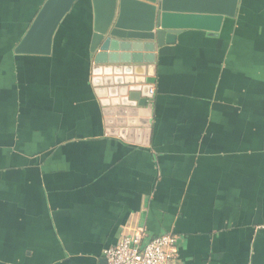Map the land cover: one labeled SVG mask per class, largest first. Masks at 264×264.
Instances as JSON below:
<instances>
[{
	"label": "crops",
	"instance_id": "1",
	"mask_svg": "<svg viewBox=\"0 0 264 264\" xmlns=\"http://www.w3.org/2000/svg\"><path fill=\"white\" fill-rule=\"evenodd\" d=\"M44 2L0 0V264H107L138 229L177 237L171 264H264V0L96 74L90 0L14 52ZM104 80L153 93L106 115Z\"/></svg>",
	"mask_w": 264,
	"mask_h": 264
},
{
	"label": "water",
	"instance_id": "2",
	"mask_svg": "<svg viewBox=\"0 0 264 264\" xmlns=\"http://www.w3.org/2000/svg\"><path fill=\"white\" fill-rule=\"evenodd\" d=\"M76 1L45 0L14 52L19 55H50L55 31ZM90 1L94 23L89 51L95 65L92 68L94 74L109 70L115 72L121 70L116 65L137 63L135 53L128 55L124 52H136V49L153 52L156 47L175 43L182 30H200L217 36L224 19L235 16L238 4V0ZM143 83L131 80L113 84L104 80L105 86L96 87L101 106L120 107L106 110L105 114L123 115V109L145 106V98L152 95L149 94L151 86Z\"/></svg>",
	"mask_w": 264,
	"mask_h": 264
},
{
	"label": "built area",
	"instance_id": "3",
	"mask_svg": "<svg viewBox=\"0 0 264 264\" xmlns=\"http://www.w3.org/2000/svg\"><path fill=\"white\" fill-rule=\"evenodd\" d=\"M145 237L142 229L123 237L105 250L107 264H171L176 254L177 237L162 234L144 242Z\"/></svg>",
	"mask_w": 264,
	"mask_h": 264
}]
</instances>
